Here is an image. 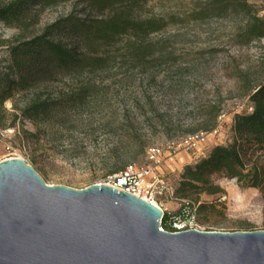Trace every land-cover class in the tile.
I'll use <instances>...</instances> for the list:
<instances>
[{
  "label": "rangeland",
  "instance_id": "obj_1",
  "mask_svg": "<svg viewBox=\"0 0 264 264\" xmlns=\"http://www.w3.org/2000/svg\"><path fill=\"white\" fill-rule=\"evenodd\" d=\"M209 1L147 0L137 8L135 17L160 24L146 37L156 48L144 68L126 59L128 36H122L99 49L98 54L110 60L93 71L71 74L51 69L6 99L1 97L11 74L10 59L0 47V132L7 131V137L0 135V159L20 157L45 183L81 189L106 183L114 166L147 164L145 151L156 146L160 151L156 173L175 187L185 164L215 144L232 141L231 115L246 102L236 70L257 69L264 55V38L245 45L234 40L239 16H192ZM247 2L264 15V0ZM69 16L86 22L106 13L91 11L83 0H56L40 8L32 33ZM17 34L0 22L2 37ZM50 38L85 52L69 26L51 30ZM193 68L202 72L194 74ZM218 120V132L208 135L197 151L178 149L172 160L165 157L169 143L178 145L186 135L207 130ZM211 181L221 191L199 195L200 202L212 205L197 215L201 230H264V195L258 188L222 173L213 174ZM156 202L170 212L178 207L161 195Z\"/></svg>",
  "mask_w": 264,
  "mask_h": 264
},
{
  "label": "water",
  "instance_id": "obj_2",
  "mask_svg": "<svg viewBox=\"0 0 264 264\" xmlns=\"http://www.w3.org/2000/svg\"><path fill=\"white\" fill-rule=\"evenodd\" d=\"M162 216L105 183L50 185L0 159V264H264V230L173 232Z\"/></svg>",
  "mask_w": 264,
  "mask_h": 264
},
{
  "label": "trees",
  "instance_id": "obj_3",
  "mask_svg": "<svg viewBox=\"0 0 264 264\" xmlns=\"http://www.w3.org/2000/svg\"><path fill=\"white\" fill-rule=\"evenodd\" d=\"M55 1L0 0V22L18 30V34L12 38L0 35V47L8 52L11 72L1 99L27 89L41 74L51 69L52 73L71 74L93 71L110 60V57L98 54L99 49L118 37L128 36L126 59L135 67L144 68L146 59L155 53V43L146 40V37L160 27L159 22L153 18L138 19L134 16L137 8L147 0H83L91 11L106 13V16L86 22L69 16L33 34L32 27L38 21L40 8ZM225 15H237L242 19L233 37L236 42L245 45L252 39L264 38V15H259L247 0H211L192 12V16L198 19ZM62 26H69L73 36L84 47V53L51 40V30ZM236 71L240 95L246 97V102L239 112L231 115L232 141L215 144L205 155L185 164L173 187L176 196L189 198L196 204L197 214H203L212 207L199 201L201 193L221 191L211 181V176L216 173L234 178L243 186L256 187L264 195V55L259 58L257 69ZM192 72L199 74L202 71L193 68ZM32 108L28 107L27 110L32 111ZM123 167L114 166L107 175ZM164 218L165 213L162 228L172 231L163 225Z\"/></svg>",
  "mask_w": 264,
  "mask_h": 264
},
{
  "label": "built area",
  "instance_id": "obj_4",
  "mask_svg": "<svg viewBox=\"0 0 264 264\" xmlns=\"http://www.w3.org/2000/svg\"><path fill=\"white\" fill-rule=\"evenodd\" d=\"M219 125L220 121L218 120L207 130H199L186 135L178 145L169 143L166 147L167 152L165 157L168 160H172L178 149L187 152L197 151L208 135H215L218 132ZM0 135L2 137H7V131H1ZM159 153L158 147H148L145 151L147 164H127L120 171L107 175V182L105 184L141 197L160 208L162 213H165L163 225L170 227L173 232L186 231L189 229L201 230L197 222L198 214L196 204L189 198L176 196L174 188L164 183L159 174L156 173L154 165L159 162ZM9 157L12 156H3V158ZM160 195L176 201L178 203L177 210L170 212L162 207L161 204H158L156 199L157 196ZM161 221L162 218L160 220V227L163 229Z\"/></svg>",
  "mask_w": 264,
  "mask_h": 264
}]
</instances>
